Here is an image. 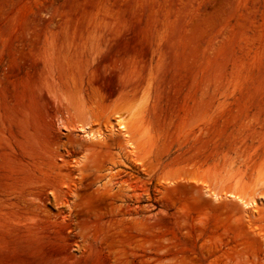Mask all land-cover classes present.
<instances>
[{
  "label": "rangeland",
  "instance_id": "374dc122",
  "mask_svg": "<svg viewBox=\"0 0 264 264\" xmlns=\"http://www.w3.org/2000/svg\"><path fill=\"white\" fill-rule=\"evenodd\" d=\"M0 264H264V0H0Z\"/></svg>",
  "mask_w": 264,
  "mask_h": 264
},
{
  "label": "bare ground",
  "instance_id": "6f19581e",
  "mask_svg": "<svg viewBox=\"0 0 264 264\" xmlns=\"http://www.w3.org/2000/svg\"><path fill=\"white\" fill-rule=\"evenodd\" d=\"M87 128V127H86ZM117 131H121V130H127V126L124 123H121L118 128H116ZM96 134H93L92 132H86L85 133V137L93 140V139H98L100 136H95ZM126 136H129V134L125 133ZM210 196H212L215 199H221L224 196H226L227 198H234L239 200L242 203V206L244 208L245 211L249 210V209H253L255 208V206L257 205L256 199L255 198H247L244 195H240V194H235L234 192H229V193H225L223 194L222 192H217V191H213L212 193H210Z\"/></svg>",
  "mask_w": 264,
  "mask_h": 264
}]
</instances>
